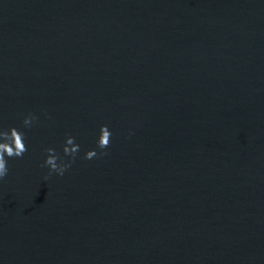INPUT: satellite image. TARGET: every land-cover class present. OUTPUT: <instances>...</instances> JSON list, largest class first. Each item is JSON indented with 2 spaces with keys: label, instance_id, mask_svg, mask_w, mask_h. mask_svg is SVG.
<instances>
[{
  "label": "water",
  "instance_id": "95a60500",
  "mask_svg": "<svg viewBox=\"0 0 264 264\" xmlns=\"http://www.w3.org/2000/svg\"><path fill=\"white\" fill-rule=\"evenodd\" d=\"M10 128L0 264H264V0H0Z\"/></svg>",
  "mask_w": 264,
  "mask_h": 264
},
{
  "label": "clouds",
  "instance_id": "9594fccd",
  "mask_svg": "<svg viewBox=\"0 0 264 264\" xmlns=\"http://www.w3.org/2000/svg\"><path fill=\"white\" fill-rule=\"evenodd\" d=\"M37 118L29 115L24 118L23 125L25 127H30ZM111 133L107 126H102L99 130V136L96 141V147L100 150V155H106L103 150L107 148L110 144ZM27 151L24 143V134L18 131L16 128H10L7 132L0 131V180H3L7 174V162L5 157L8 158H20ZM47 157L41 167H47L49 169L48 176L44 179L47 180L48 177L55 173L58 176H62L64 172L70 167L71 160H75L76 154L79 151V145L74 144V138L68 137L65 140V146L62 151L64 156L70 157L69 163H64L60 157L57 156L54 149H46ZM97 156L96 151H88L84 155V159L90 160ZM59 161V162H58Z\"/></svg>",
  "mask_w": 264,
  "mask_h": 264
}]
</instances>
